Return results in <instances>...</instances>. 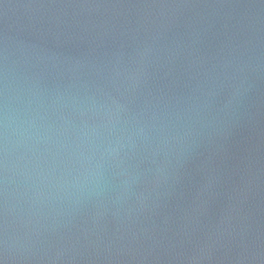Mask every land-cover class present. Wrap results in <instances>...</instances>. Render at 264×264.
Wrapping results in <instances>:
<instances>
[{
    "label": "water",
    "instance_id": "obj_1",
    "mask_svg": "<svg viewBox=\"0 0 264 264\" xmlns=\"http://www.w3.org/2000/svg\"><path fill=\"white\" fill-rule=\"evenodd\" d=\"M0 264H264V0H0Z\"/></svg>",
    "mask_w": 264,
    "mask_h": 264
}]
</instances>
